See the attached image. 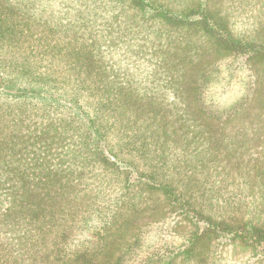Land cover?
<instances>
[{
	"label": "trees",
	"instance_id": "obj_1",
	"mask_svg": "<svg viewBox=\"0 0 264 264\" xmlns=\"http://www.w3.org/2000/svg\"><path fill=\"white\" fill-rule=\"evenodd\" d=\"M153 1L130 4L144 19L199 28L218 50L233 56L191 82L199 114L229 119L242 111L255 84L254 65L264 64V43L236 38L207 0L175 10ZM15 26L0 15V42L25 40ZM6 61H0V264H175L208 238L240 243L264 260L262 225L235 219L202 227L203 205L193 193L202 188L190 171L166 173L146 150L116 151L99 115L104 102L92 108L81 92L68 95L35 83L25 65L29 60ZM85 84V92L97 88ZM158 199L168 205L165 220L135 228L128 240L120 237L149 215ZM169 217L196 226L187 246L170 244L177 235ZM96 233L104 239L102 247H92L90 236Z\"/></svg>",
	"mask_w": 264,
	"mask_h": 264
},
{
	"label": "rangeland",
	"instance_id": "obj_2",
	"mask_svg": "<svg viewBox=\"0 0 264 264\" xmlns=\"http://www.w3.org/2000/svg\"><path fill=\"white\" fill-rule=\"evenodd\" d=\"M155 1L175 10L199 0ZM207 1L236 38L264 43V0ZM0 15L12 19L25 37L1 41L0 61L29 60L25 65L35 83L68 95L81 92L92 108L104 102L99 115L116 151L146 150L165 172L190 171L202 188L193 192L203 205L202 227L235 219L264 227V64L254 65L247 106L229 119H211L199 114L188 89L233 56L218 50L199 28L144 19L130 0H0ZM182 71L189 76L182 78ZM84 83L97 88L85 92ZM151 210L120 237L128 240L135 228L161 223L169 213L164 199ZM167 222L177 235L170 244L187 246L196 226L170 217ZM100 236H90L92 247H102ZM210 241L175 264H264L240 243Z\"/></svg>",
	"mask_w": 264,
	"mask_h": 264
}]
</instances>
